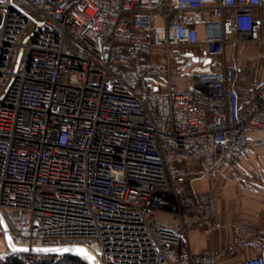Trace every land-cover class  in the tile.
<instances>
[{
    "label": "built area",
    "instance_id": "1",
    "mask_svg": "<svg viewBox=\"0 0 264 264\" xmlns=\"http://www.w3.org/2000/svg\"><path fill=\"white\" fill-rule=\"evenodd\" d=\"M256 11L264 0H0V213L13 242L84 248L86 264H222L246 247L257 231L238 220L233 246L195 256L159 214L226 227L193 183L264 146L251 138L264 134V82L239 89L225 61L229 46L264 44ZM201 45L210 62L181 89L173 50L194 65ZM233 264H264V248Z\"/></svg>",
    "mask_w": 264,
    "mask_h": 264
},
{
    "label": "crops",
    "instance_id": "2",
    "mask_svg": "<svg viewBox=\"0 0 264 264\" xmlns=\"http://www.w3.org/2000/svg\"><path fill=\"white\" fill-rule=\"evenodd\" d=\"M262 17H264L262 13L255 12L256 19ZM210 19V14H203L204 21ZM155 22L157 25L162 24L158 17H155ZM197 29L202 42L204 38L203 24H199ZM255 45L258 44L227 47L226 63L237 66L241 70L239 81L236 83V87L239 89H249L254 78L264 82V52H262L264 45L259 48L258 56L261 57L259 62L254 60ZM173 51V81L176 85H178L177 80L183 82L182 86L178 85L181 89L188 88L189 79L195 70L203 68L210 61L204 59V47L202 45L195 49L199 58L192 61L194 65L186 59L183 61H187L190 65L186 63V65L180 66V59H177L175 50ZM262 137H264V134L260 132L251 136L253 139ZM193 189L196 193H208L217 198L214 203L215 219L226 224L223 230L217 233L208 232L198 213L181 219L174 218L170 213L162 212L159 214L172 226L181 229L193 255L199 256L207 251H216L233 246V234L229 226L238 220L251 222L256 228L257 236L246 247L236 248L235 254L224 258L222 264L238 263L243 259L253 258L260 254L264 248V146L246 148L237 170H231L229 167L224 166L219 175L212 181L206 179L196 180L193 183ZM185 219L190 223V226L183 229Z\"/></svg>",
    "mask_w": 264,
    "mask_h": 264
},
{
    "label": "water",
    "instance_id": "3",
    "mask_svg": "<svg viewBox=\"0 0 264 264\" xmlns=\"http://www.w3.org/2000/svg\"><path fill=\"white\" fill-rule=\"evenodd\" d=\"M198 61V60H196ZM0 228L1 231L3 233L4 236V240L6 243L7 248L9 249V251L12 254H16V255H32V256H36V255H47V256H85L82 255L81 253L77 252L76 249H79L80 247H37V248H28V247H22V246H17L11 237V233H10V229L3 217V215L0 213ZM44 249H52L53 251H43ZM55 249H61V251H55ZM63 249H70L69 251H62ZM84 249V248H82ZM86 250V249H85ZM88 253V257H91L89 259L93 260L94 262H96L95 257L88 251L86 250ZM86 257V256H85Z\"/></svg>",
    "mask_w": 264,
    "mask_h": 264
},
{
    "label": "rangeland",
    "instance_id": "4",
    "mask_svg": "<svg viewBox=\"0 0 264 264\" xmlns=\"http://www.w3.org/2000/svg\"><path fill=\"white\" fill-rule=\"evenodd\" d=\"M264 44H258V45H255V49H254V51L256 52V54H255V57H257V58H255L254 57V60L255 61H257V62H259V60L261 59V57H259L258 56V52H259V48H260V46H263ZM263 49H264V46H263ZM187 52H189V50L188 49H186V48H182L181 50H175V54H176V56H177V59H180V66H182L183 64H185L186 65V63L188 64V62L186 61H183V60H185V57L184 56H186V54H187ZM262 52H264V50H262ZM173 53H174V51H173ZM264 55V54H263ZM182 56H183V58H182ZM188 65H190V64H188ZM177 83H178V85H180V86H182L184 83L183 82H179L178 80H177ZM12 255V253L9 251V249L7 248V246H6V243H5V240H4V236H3V233H2V231H1V228H0V264L1 263H3V261L7 258V257H10ZM81 259V258H80ZM82 260V259H81ZM83 261V260H82ZM84 262V261H83ZM27 264H42L41 262H38V261H36V260H28V262H27ZM44 264H51V263H44ZM65 264H72V263H70V262H67V263H65ZM86 264V263H85Z\"/></svg>",
    "mask_w": 264,
    "mask_h": 264
},
{
    "label": "trees",
    "instance_id": "5",
    "mask_svg": "<svg viewBox=\"0 0 264 264\" xmlns=\"http://www.w3.org/2000/svg\"><path fill=\"white\" fill-rule=\"evenodd\" d=\"M28 259L26 255H16L12 254L10 257H7L1 264H27ZM70 262L72 264H85L80 258L76 256H65L64 259L58 264H65Z\"/></svg>",
    "mask_w": 264,
    "mask_h": 264
},
{
    "label": "snow or ice",
    "instance_id": "6",
    "mask_svg": "<svg viewBox=\"0 0 264 264\" xmlns=\"http://www.w3.org/2000/svg\"><path fill=\"white\" fill-rule=\"evenodd\" d=\"M70 249H63L62 251H69ZM43 251H53L52 249H44ZM55 251H61V249H55ZM77 252L81 253L82 255L88 256V253L85 249L79 248L76 249ZM91 258V257H88Z\"/></svg>",
    "mask_w": 264,
    "mask_h": 264
}]
</instances>
